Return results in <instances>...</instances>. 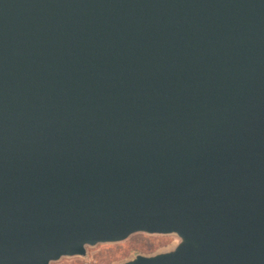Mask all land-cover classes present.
<instances>
[{"label": "water", "instance_id": "obj_1", "mask_svg": "<svg viewBox=\"0 0 264 264\" xmlns=\"http://www.w3.org/2000/svg\"><path fill=\"white\" fill-rule=\"evenodd\" d=\"M139 233L264 264V0H0V264Z\"/></svg>", "mask_w": 264, "mask_h": 264}, {"label": "rangeland", "instance_id": "obj_2", "mask_svg": "<svg viewBox=\"0 0 264 264\" xmlns=\"http://www.w3.org/2000/svg\"><path fill=\"white\" fill-rule=\"evenodd\" d=\"M179 241V237L175 234L149 235L139 233L120 243L88 247L86 257H66L52 264H123L137 254L153 255L167 251Z\"/></svg>", "mask_w": 264, "mask_h": 264}]
</instances>
